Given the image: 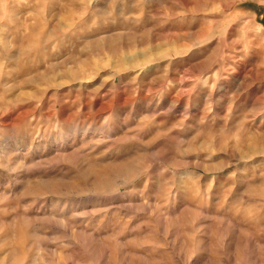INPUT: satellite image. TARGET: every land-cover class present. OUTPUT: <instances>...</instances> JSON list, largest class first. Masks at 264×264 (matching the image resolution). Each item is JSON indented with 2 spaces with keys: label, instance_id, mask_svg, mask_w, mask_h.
I'll return each instance as SVG.
<instances>
[{
  "label": "rangeland",
  "instance_id": "374dc122",
  "mask_svg": "<svg viewBox=\"0 0 264 264\" xmlns=\"http://www.w3.org/2000/svg\"><path fill=\"white\" fill-rule=\"evenodd\" d=\"M0 264H264V0H0Z\"/></svg>",
  "mask_w": 264,
  "mask_h": 264
}]
</instances>
